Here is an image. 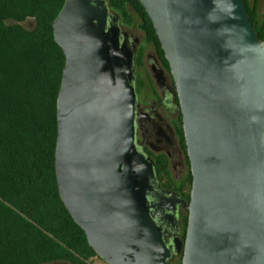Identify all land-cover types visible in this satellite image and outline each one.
Here are the masks:
<instances>
[{
    "label": "water",
    "instance_id": "obj_1",
    "mask_svg": "<svg viewBox=\"0 0 264 264\" xmlns=\"http://www.w3.org/2000/svg\"><path fill=\"white\" fill-rule=\"evenodd\" d=\"M168 60L192 168L182 264H264V39L245 0H139ZM59 192L107 264H170L136 144L139 44L107 0H65ZM69 264V263H54Z\"/></svg>",
    "mask_w": 264,
    "mask_h": 264
},
{
    "label": "trees",
    "instance_id": "obj_2",
    "mask_svg": "<svg viewBox=\"0 0 264 264\" xmlns=\"http://www.w3.org/2000/svg\"><path fill=\"white\" fill-rule=\"evenodd\" d=\"M245 1L264 39L260 0ZM64 4L0 0V264H90L97 257L62 201L56 173L58 97L66 56L53 23ZM107 4L123 29L138 28L164 54L139 0ZM30 18L36 21L33 30L22 25ZM143 54L140 49L137 59Z\"/></svg>",
    "mask_w": 264,
    "mask_h": 264
},
{
    "label": "flooded vegetation",
    "instance_id": "obj_3",
    "mask_svg": "<svg viewBox=\"0 0 264 264\" xmlns=\"http://www.w3.org/2000/svg\"><path fill=\"white\" fill-rule=\"evenodd\" d=\"M129 35L133 43L139 44L134 61L136 144L153 162L155 171L154 191L148 195L149 212L171 251L169 263L178 264L184 253L193 182L183 114L165 54L144 34L148 49L144 48L142 60L137 59L143 47Z\"/></svg>",
    "mask_w": 264,
    "mask_h": 264
},
{
    "label": "rangeland",
    "instance_id": "obj_4",
    "mask_svg": "<svg viewBox=\"0 0 264 264\" xmlns=\"http://www.w3.org/2000/svg\"><path fill=\"white\" fill-rule=\"evenodd\" d=\"M250 2L253 3L254 0H250ZM259 14H260V19L264 18V0H260V2H259ZM9 23H13V22H9ZM22 25L28 30H33L36 27V21L33 18H30V19L26 20L24 23H22ZM125 30L127 32H129L130 34H132L136 38V40L138 42H140L141 47H143V48H141L143 51H144V48H147V46H145L146 44H145V40H144V34H142L141 30H139L136 27L132 28L130 30H128V29H125ZM89 263L90 264H107L103 259H101L98 256L91 259L89 261Z\"/></svg>",
    "mask_w": 264,
    "mask_h": 264
}]
</instances>
